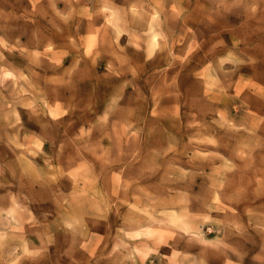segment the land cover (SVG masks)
<instances>
[{
  "label": "rangeland",
  "instance_id": "374dc122",
  "mask_svg": "<svg viewBox=\"0 0 264 264\" xmlns=\"http://www.w3.org/2000/svg\"><path fill=\"white\" fill-rule=\"evenodd\" d=\"M136 2L110 0L111 7L104 13L100 12L101 4L94 5L89 0H0V36L12 46L11 51L0 48L5 57L3 65L13 75L22 73L27 77L34 94L46 98L44 102L50 112L44 118L34 115L30 109L15 106L20 123L16 128L8 127L16 120L8 108L13 92L7 87L0 89V162L19 170L17 156L31 161L37 185L40 178L35 175L36 171L43 169L49 178L55 176L52 183L61 189L57 196L61 203L64 199L76 198L80 191L96 195L98 199H109L112 172L119 177L122 187L127 182L129 196L120 211L128 219L130 230L126 229L124 242L133 252L132 259H124L119 254V258L100 259L107 257L116 244L117 227L124 226V221L116 218L113 209L107 220H97L96 226L86 220L89 247L95 250L93 256L80 249L79 243L73 248L70 242L64 241L62 233H56V244L49 246L48 253L36 261L21 260L20 264H53V254L56 264H97V261L99 264H197L206 257L208 264H217L209 257L211 249L205 250L203 245L177 244L174 239L157 245L167 231L160 222L180 221L178 209L182 205L174 201L175 193L181 189L170 186L174 187L170 195L143 180L137 185L133 183L136 180L134 168H125L123 175L118 171L126 157L121 156L120 161H115V157L119 152L139 150L144 155L149 149L160 151L167 148L169 139L175 138L179 142L178 153L188 145L190 152L207 151L224 156V161L212 158L216 168L225 162L236 163L239 167L240 161L234 158L233 149L240 144L255 146V160L257 153L264 152V33L248 34L216 23L205 28L204 24L209 22L202 15H188L184 11L191 12L189 0H180L179 6L172 9L180 19H169L166 25L161 24L159 31H153L140 19L139 9L133 8ZM164 8L167 12L169 5L165 3ZM120 9L128 11L126 19L123 12L113 16V12ZM145 11L150 10L145 8ZM65 15L69 16L67 23L62 19ZM134 19L135 24L132 23ZM160 19L163 21L164 17ZM182 24L191 31L182 30ZM118 32V41L113 43ZM145 32L150 34H143ZM161 33L167 39V48L163 46ZM17 38L20 46L16 45ZM189 45L194 49L191 52ZM233 49L243 53L240 58L245 59V63L226 62L222 65L223 71L217 70L219 59L228 61L227 52ZM149 50L153 58L146 60ZM35 62L41 63L43 68H35ZM29 67L35 74L27 71ZM65 70L72 73V84L67 87L58 75ZM49 80L52 82H46ZM51 88L59 90L58 97L50 94ZM69 104L73 110H67ZM61 110L67 111V115H60ZM106 111L109 118L105 125L103 115ZM53 117H59L61 135L70 144L63 152L60 143L64 141L54 144L41 127L42 120ZM225 123L231 127H220ZM138 128L143 131L137 132ZM149 129H152L151 135ZM10 136L15 137L21 147L9 145ZM83 141L88 142L86 150L81 149ZM49 158L51 169L45 163ZM187 159L180 155L179 166L187 169ZM258 167L253 163L243 179L259 178L260 173L255 171ZM55 169H59L60 174ZM106 169L111 172L104 171ZM70 170L72 178L63 175ZM162 174V171L155 173L157 177ZM227 175L236 181L241 179L238 173ZM6 179L11 181L10 173H6ZM16 183L17 187L0 188V207L9 216L15 212L10 197L20 194L26 184ZM196 183H200L199 178ZM68 189L71 195L67 194ZM203 195L210 196V191ZM225 203L221 200V204ZM129 205L134 206L131 215ZM25 206L38 220L42 219L41 209L52 207L44 200L30 201ZM229 207L242 214V205ZM165 212H175L176 216L160 215ZM188 212L202 214L194 211L191 202ZM212 216L223 219L224 213H212ZM208 227L211 225H205L203 231L205 239L211 241L217 237V232L209 233ZM24 236L29 251L40 247V239L34 231L25 227ZM68 240L71 241L70 236ZM258 251V247L249 245L244 264H250L251 256Z\"/></svg>",
  "mask_w": 264,
  "mask_h": 264
},
{
  "label": "clouds",
  "instance_id": "9594fccd",
  "mask_svg": "<svg viewBox=\"0 0 264 264\" xmlns=\"http://www.w3.org/2000/svg\"><path fill=\"white\" fill-rule=\"evenodd\" d=\"M89 2L94 5L96 3L101 4L100 12L104 13H107L111 7L110 0H89ZM165 3L169 5L167 12L164 8ZM179 3L180 0H137L133 8L139 9L140 19L144 21L149 29L159 31L161 24L166 25L169 19H180L172 10L179 6ZM189 6L191 12L188 9H184V11L188 15H202L204 20L209 22L204 24L205 28L209 27L210 23H216L239 29L248 34L253 32L264 33V0H189ZM145 8L150 11L146 12ZM53 11H55L54 4ZM119 12H123V18L125 19L129 15L128 11L120 9L118 12H113V16H117ZM56 15L59 16L60 13L57 12ZM161 16L164 17L163 21L160 19ZM230 17L233 19H229ZM62 19L67 23L69 16L65 15ZM132 23L135 24L136 20L134 19ZM53 26L55 27V25ZM181 29L191 31L184 24L181 25ZM59 30L57 28V31ZM143 34L148 35L150 33L145 32ZM118 36L119 32L113 43L118 41ZM161 40L163 46L167 48V39L163 33H161ZM16 45L20 46L19 38L16 39ZM0 48L12 50V46L7 43L4 36H0ZM192 50L194 49L189 45V52ZM21 51L23 52L22 46ZM33 55L38 56L39 53ZM227 56L229 57L228 61L219 59L217 70L223 71L222 65L226 62L245 63V59L240 58L243 53L239 50H229ZM152 58L153 52L149 50L146 60ZM184 59H187V56H184ZM247 59L250 61L251 57ZM4 60L3 52H0V89L7 87L12 90L13 100L11 104H8V108L11 109L10 115L16 117L15 123H10L8 127L16 128L17 124L20 123L15 106L30 109L34 115L47 118L50 112L48 104L44 102L46 98L34 94L31 83L27 82V77L22 73L13 75L8 72L3 65ZM35 68L42 69L43 66L39 62H35ZM108 68L111 70V62H109ZM27 71L30 74H35L32 67H29ZM58 75H60V79L66 87L72 84L71 72L65 70L63 74ZM133 75H135L134 72ZM46 82L51 83L52 81ZM127 83L128 81L124 82L125 85ZM25 88L28 89L27 92L24 91ZM49 92L54 98L60 94L57 88H51ZM112 103L114 104L115 101H112ZM84 107L87 108L88 105L85 104ZM67 110H73V106L69 104ZM152 114L155 115V112ZM60 115H67V111L61 110ZM108 118L109 113L106 111L103 115L105 125ZM212 123L215 124L216 121L214 120ZM41 127L53 139L54 144L64 141L60 143L61 152L70 146L69 142L61 135L59 117H53L52 120H42ZM220 127L231 126L225 123ZM234 130L240 131V129ZM141 131H143L142 128L137 129V132ZM151 132L152 129H149V135H151ZM16 135H19L18 129ZM132 135H135V133ZM8 142L9 145L15 144L16 147H21L15 137L10 136ZM87 143V141L81 143L82 150L87 149ZM178 144L179 142L175 138H171L168 141L167 148L160 151L149 149L144 155H141L139 150L127 153L119 152L115 157V161H120L121 156L126 157L123 166L118 171L120 175H123L125 168H134L136 180L133 183L137 185L139 181L143 180L145 183L157 185L170 195L174 191V187L170 186L181 189L175 193L176 200L174 201L182 205L178 209L180 221L172 223L166 219L160 222L167 231L164 237L157 241V245L166 244L168 240L173 239L177 244L182 242L186 245H203L205 250L211 249L209 257L214 259L217 264H244L245 258L248 256V246L251 245L253 248L258 247L259 251L251 256L250 264H258V262L264 261V255H262L264 254V199H262L264 198V152L257 153L254 160L255 146L247 143L240 144L233 149L234 158L240 161V166L238 167L233 162H225L219 168H216L212 158L215 157L220 161H224V156L219 153H208L207 151L190 152L188 145L184 146L183 152L178 153ZM171 153L177 154L170 155ZM180 155L188 157L187 164L189 167L187 169L179 166ZM16 159L20 161L19 170L0 162V188L6 186L9 188L17 187V181L22 184L26 182L20 194L10 197L11 204L15 208L14 214L9 216L4 208L0 207V264H20L21 260L36 261L37 258L49 252V246L56 244V233H62L64 241L66 243L70 242L73 248L79 243L80 249L88 252L89 256H93L95 250L89 247L90 237L86 232V220L96 226L95 222L100 219L107 220L108 214L113 209H115L116 218L124 221V226L117 227V235L114 238L116 244L107 257L101 256L100 259L111 260L113 257H117V254L123 256L124 259L133 258V252L129 249V245L124 242V237L127 235L128 219L120 211V206L129 198L127 182L122 187L119 177L115 172H112L109 199L106 200L103 197L98 199L96 195H88L87 192L80 191L76 198L71 201L64 199L61 203L57 199L61 189L55 188L52 183L55 176L49 178L48 172L40 169L35 172V175L40 178L37 185L36 179L33 178L35 169L31 161H26L22 156H17ZM45 163L51 169V158L46 159ZM253 163L259 165L255 171H258L260 176L255 180L245 181L243 177L246 176L247 170L252 167ZM209 169H212V171L209 172ZM54 171L60 174L59 169ZM104 171L111 172V169ZM161 171L162 176L157 177L155 173ZM6 173L11 174L10 182L6 179ZM227 173H238L241 179L236 181L234 177H229ZM63 175L72 178L73 172L70 170L64 172ZM198 178L200 180L199 184L196 183ZM71 182L70 179L69 183L71 184ZM24 191L27 192L26 195L23 194ZM205 191H210V196L205 197L203 195ZM67 194L71 195V189L67 190ZM122 196L123 198H121ZM133 198L138 199L137 197ZM40 200L51 203L52 207L41 209L40 216L42 219L38 220L25 205L30 201ZM221 200L226 201V203L221 204ZM189 202L192 203L194 211L202 214H190L188 212ZM232 204L242 205V214H237L233 208L229 207ZM129 209V215H131L134 206L129 205ZM135 210L138 211L139 209ZM217 212L224 213L223 219L213 218L212 213ZM160 215L175 217L176 213L165 212L160 213ZM205 225H211L207 228L209 233L217 232V237L214 240L205 239L203 231ZM25 227L30 232L34 231L40 239L38 249L33 247V250L29 251L25 247ZM106 227L110 228L111 225ZM69 236L71 241L68 240ZM77 237L80 238L79 241ZM53 264H56L55 254H53ZM97 264H99V261H97ZM197 264H208V257L201 258Z\"/></svg>",
  "mask_w": 264,
  "mask_h": 264
}]
</instances>
